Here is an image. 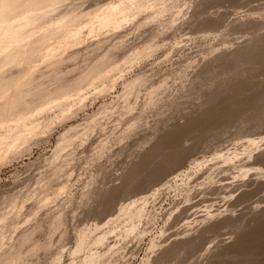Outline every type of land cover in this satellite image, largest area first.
Returning a JSON list of instances; mask_svg holds the SVG:
<instances>
[{
  "label": "rangeland",
  "instance_id": "374dc122",
  "mask_svg": "<svg viewBox=\"0 0 264 264\" xmlns=\"http://www.w3.org/2000/svg\"><path fill=\"white\" fill-rule=\"evenodd\" d=\"M121 1L27 10L34 30H82L60 63L37 54L34 85L104 69L2 158L0 264H264V0ZM110 5L128 12L94 29Z\"/></svg>",
  "mask_w": 264,
  "mask_h": 264
},
{
  "label": "bare ground",
  "instance_id": "6f19581e",
  "mask_svg": "<svg viewBox=\"0 0 264 264\" xmlns=\"http://www.w3.org/2000/svg\"><path fill=\"white\" fill-rule=\"evenodd\" d=\"M42 0H0V64L1 65H9V63H14L16 67H18V72L17 71H14L13 73L12 72H8V73H5V75H3L4 71L1 70L2 67L4 66H0V162L2 161V158L4 160V157L6 156L7 157V154L11 153L13 151H16V153H18V150H19V146L18 145V142L21 144V142L23 141L24 139V131L28 130V131H35V127H31V119L34 115H36V113L39 111L41 112V110H44L46 107H49V105L54 102L55 100V103L57 102V100H59V97L60 99L61 98H66L64 96H69L71 93H76L74 92L80 85H82V81H84L83 79H87L89 78V80L91 81L95 74L98 73V72H102L103 71V63H101V65L99 64V62L97 63V65L99 64L100 66L98 68L97 65H95L94 67L98 70L95 72V68H94V71L93 69H91V71H93L92 73L89 72L92 76V78L90 79L91 76L87 78L86 75H84L83 77L81 76L76 78L78 79L77 82H76V79H75V82L73 80L72 83H69V88L65 87V86H68V84L63 85L58 89L54 88V91L55 90H58L59 92L57 93H53V89L49 90V89H45L43 86L41 85H37L38 81H37V78H35L34 76H32V73L34 72V74L36 73L35 71H37V65H36V61L35 60V57H38L37 54L40 55V53H43V50L45 48V50H49V52H45V54L49 53V54H54L52 55L53 57H56L58 59H56V61L58 63L59 62V57L57 56H60V58L63 56L64 53L60 54V55H57L59 52L58 50L60 49L61 50V47H63V49H65L68 44L70 43H67V40L68 38L70 39V37L72 36L75 37L77 35H79L81 32H79L81 29L79 27V24L77 25H74L76 26V29L75 27H71V29L69 30V27H70V23H71V20L70 22H68L69 24H66L64 26V24H62L61 26L60 25H57V26H54L52 28H48V29H40V31L38 32L37 30H34L31 26H27V22H28V11H32V10H38L40 9L41 7L44 8V6H47L49 4L52 5V3L54 4V0H51L52 3H50V0H44L43 2H47L49 4H45V3H40L41 7L36 5V3L38 2H41ZM49 1V2H48ZM121 1V0H120ZM128 2H126V4L128 5L129 1L130 0H126ZM137 1V0H136ZM122 2V1H121ZM132 2V1H130ZM124 3V2H122ZM149 3V2H148ZM44 4V5H42ZM119 4V3H118ZM117 4V5H118ZM131 4V3H130ZM146 4V3H145ZM122 4H120V8H122L121 6ZM125 4H123L124 6ZM125 5L124 8L126 9L128 6ZM127 6V7H126ZM132 5H130V7H128V11H129V8H131ZM145 6V5H144ZM50 7V6H49ZM118 6H113V5H110L108 6V8L105 10V9H102L104 11H102V13H95L94 15L96 16L97 14V18H99L98 20V23H95L97 22L96 21H92L94 20L93 19H90L89 22L92 21L91 24H93L94 26L98 24V27L99 29H102V28H105L106 26H113L114 27V23H113V20H115L116 18H121V15L124 13V16L125 17V14L126 12L128 11H124V9H120ZM142 7V5L140 6ZM139 7V8H140ZM146 7V6H145ZM28 10V11H27ZM123 11V12H122ZM101 12V11H100ZM122 12V14H121ZM38 17V16H36ZM40 17V16H39ZM38 17V18H39ZM74 17V16H73ZM78 17V16H76ZM35 18V17H34ZM37 18V19H38ZM75 18V17H74ZM119 18V19H120ZM75 19H78V18H75ZM72 18V20H75ZM122 19V18H121ZM34 20V19H33ZM100 24V25H99ZM63 26V27H62ZM96 26L95 28L91 26V28L93 29H96ZM45 27V26H44ZM47 27V26H46ZM68 30H63V33H66V35L62 38L61 40V35H59L61 32L59 31L61 28L62 29H65V28ZM60 28V29H59ZM78 28L80 29L78 31ZM91 28L89 26V29L91 31ZM117 28V27H116ZM74 29V30H73ZM98 29V30H99ZM43 31V33H41ZM82 31V30H81ZM96 30H92V32H94ZM39 33H41L39 35ZM45 33V34H44ZM58 33V34H57ZM58 35H59V38H58ZM64 35V34H63ZM81 35V34H80ZM56 36V37H55ZM79 38V36H77ZM55 38V39H54ZM57 38V40H56ZM92 38L93 37H89ZM51 39L52 41H54V44L56 43L55 41H58L59 44L53 46L51 43ZM60 39V40H59ZM94 39V38H93ZM49 42V43H48ZM67 46H65V43ZM76 42V41H74ZM46 43H48V45H46ZM63 45V46H62ZM71 45H73V41L71 43ZM51 46H53L51 48ZM62 49V50H63ZM68 49V48H67ZM59 50V51H60ZM57 54H56V53ZM63 52V51H62ZM61 53V52H60ZM49 54H47L48 58L50 59V56ZM62 55V56H61ZM46 56V57H47ZM66 56V55H65ZM51 58L50 59V62L52 63L55 59L54 58ZM66 58V57H65ZM46 59V58H44ZM62 59V58H61ZM53 60V61H52ZM63 60V59H62ZM36 61V62H35ZM56 61H54L55 63H57ZM35 62V63H34ZM52 63V64H55V63ZM35 64V66H34ZM13 65V64H12ZM14 66H12L14 68ZM11 68V67H10ZM9 68V69H10ZM36 68V69H35ZM12 69V68H11ZM34 70V71H33ZM8 71V70H7ZM5 71V72H7ZM3 72V73H1ZM17 72V73H16ZM38 72V71H37ZM12 73V74H10ZM8 74V75H7ZM10 74V75H9ZM37 74V73H36ZM7 75V76H6ZM29 76V77H28ZM31 76V77H30ZM86 76V77H85ZM29 78V80H28ZM32 78H34L32 80ZM80 78V79H79ZM27 79V81H26ZM35 79H36V85L35 84ZM81 80V81H80ZM39 82L41 83V81L39 80ZM33 83V85L31 86V84ZM36 86V88H34ZM41 86V87H40ZM25 87V88H24ZM26 87H28L26 89ZM40 90H38V88ZM62 88V89H61ZM36 89V90H35ZM41 89H45V90H42ZM66 89V90H65ZM38 90V92L41 91V93H37L36 91ZM61 90V92H60ZM64 90V91H63ZM79 90V89H78ZM76 90V91H78ZM71 91V92H70ZM69 93V95H67ZM73 95V94H71ZM30 96H32V98H30ZM54 103H52L51 105H53ZM50 105V106H51ZM44 108V109H43ZM41 109V110H40ZM36 112V113H35ZM42 113V112H41ZM66 115V114H65ZM40 117V116H39ZM46 117V116H45ZM36 119V118H35ZM44 119V118H43ZM40 121V120H39ZM38 122V121H37ZM37 124V123H36ZM6 127H8V131L9 133H5L3 132V128H5L6 130ZM39 128V127H38ZM37 130V128H36ZM27 131V132H28ZM7 132V131H6ZM26 133V132H25ZM39 137H37L38 139ZM36 139V138H35ZM34 139V140H35ZM21 141V142H20ZM27 141V140H26ZM246 141V140H245ZM25 140L23 141V144H24ZM26 143V142H25ZM29 143V142H28ZM246 143V142H245ZM17 144V146H16ZM22 144V145H23ZM21 145V146H22ZM27 146L29 144H26ZM245 145V144H244ZM25 146V147H27ZM15 147H17L16 149L17 150H13L15 149ZM23 147V146H22ZM21 148V147H20ZM24 149L21 148L19 150L22 151ZM13 150V151H12ZM11 151V152H10ZM15 152H13V155L16 154ZM223 155V154H222ZM221 155V156H222ZM225 155V154H224ZM231 156V155H230ZM5 157V158H6ZM226 160V159H225ZM5 161V160H4ZM200 163V162H199ZM259 181V180H258ZM260 182V181H259ZM141 193V192H140ZM146 193V192H145ZM144 192L142 194H145ZM139 194V193H138ZM149 195L153 196L154 197V194L152 193V191H148V193H146V195L142 196L141 198L137 199V198H134L132 199L133 201H140V200H149L150 201V197ZM139 196V195H138ZM136 197V196H135ZM131 199V198H130ZM129 199V200H130ZM152 199V198H151ZM243 199V198H242ZM155 200V199H154ZM244 200V199H243ZM242 200V201H243ZM245 201V200H244ZM126 203V202H125ZM129 204V203H128ZM127 204V205H128ZM131 204V203H130ZM193 205V204H192ZM195 206V205H194ZM219 206V205H218ZM217 206V207H218ZM191 207V205H190ZM149 208V207H148ZM186 208V207H185ZM189 208V207H188ZM220 208V207H218ZM135 209V208H134ZM195 209H197V207H195ZM216 209V207L214 208ZM224 209V208H223ZM170 210V209H169ZM185 210H188V209H185ZM222 211V209H220ZM219 210V212H220ZM123 211V210H121ZM195 211V210H194ZM197 211V210H196ZM216 211V210H215ZM143 212V211H142ZM190 212V211H189ZM224 212V211H223ZM221 212V213H223ZM118 213V212H117ZM209 213V212H208ZM215 213V212H213ZM218 213V212H217ZM219 213V214H221ZM175 214V213H174ZM180 214V213H178ZM178 214H176L177 216H179ZM188 214V212H187ZM211 214V213H210ZM142 215V214H141ZM150 215V214H149ZM181 215V214H180ZM196 215V214H195ZM208 215V214H207ZM133 216V215H132ZM168 216V215H167ZM184 216V215H182ZM206 216V214H205ZM212 216V215H211ZM215 216V215H213ZM136 216H133L132 219L134 221V218ZM169 217V216H168ZM176 217V216H175ZM216 217V216H215ZM213 217V218H215ZM220 217V216H219ZM140 218V217H139ZM196 218V217H195ZM201 218H203L201 216ZM205 218V217H204ZM210 218V216H209ZM106 219V218H104ZM103 219V220H104ZM143 219V218H142ZM151 219V218H150ZM168 219V218H167ZM171 219V218H170ZM173 219V218H172ZM171 219V221H172ZM175 219V218H174ZM216 219V218H215ZM147 220V219H146ZM154 220V219H153ZM178 220V219H177ZM194 220H197V219H194ZM193 220V221H194ZM202 220V219H201ZM201 220H197V221H201ZM213 220V219H211ZM122 221V220H121ZM133 221L130 223L131 226L130 228L134 227V223ZM149 221V220H148ZM151 221V220H150ZM192 221V220H191ZM196 221V222H197ZM208 221V220H207ZM104 222V221H103ZM153 222V221H151ZM150 222V223H151ZM168 222V221H167ZM179 222V221H176V223ZM185 222V221H183ZM187 222H190V221H187ZM210 222V221H209ZM212 222V221H211ZM210 222V223H211ZM216 224H217V221H215ZM214 222V223H215ZM1 223V222H0ZM138 223V222H137ZM148 223V222H146ZM173 223H174V220H173ZM186 223V222H185ZM191 223V222H190ZM189 223V224H190ZM204 223H205V220H204ZM202 223V224H204ZM208 223V222H207ZM213 223V222H212ZM227 223V222H226ZM152 224V223H151ZM169 224V223H168ZM172 224V223H170ZM175 224V223H174ZM169 225V226H176V225ZM181 224V223H180ZM188 224V223H187ZM121 225V224H120ZM167 225V224H165ZM186 225V224H185ZM193 225V223H192ZM191 225V226H192ZM196 225V224H194ZM200 225V224H199ZM223 225V224H222ZM184 226V225H183ZM190 226V225H189ZM204 226V225H202ZM205 226H207L205 224ZM209 226V225H208ZM211 226V224H210ZM209 226V227H210ZM226 226V224H225ZM224 226V227H225ZM193 227V226H192ZM218 227V226H217ZM223 227V226H222ZM121 228V227H119ZM123 228V227H122ZM130 228H129V231H130ZM145 228H149L148 226H145ZM133 230V229H131ZM118 231V230H117ZM116 231V232H117ZM124 232V230H122ZM118 233V232H117ZM129 233V232H128ZM131 233V232H130ZM147 233V232H146ZM31 234V233H30ZM127 234V233H126ZM133 234V233H132ZM122 235V234H121ZM143 235L145 236V233H143ZM24 236V235H23ZM27 236V235H25ZM30 236V235H29ZM120 236V235H119ZM126 236V235H125ZM117 237V236H116ZM138 237V236H137ZM142 237V236H141ZM30 238V237H29ZM111 238V237H110ZM133 238V237H132ZM120 239V237L118 238L117 237V240ZM131 239V238H130ZM110 240V239H109ZM136 240V239H135ZM139 240V239H138ZM127 242V241H126ZM155 242V241H153ZM157 243V242H156ZM101 244V243H100ZM152 245L155 243H151ZM151 245V246H152ZM156 246V245H155ZM154 247V246H153ZM97 264V262L95 263Z\"/></svg>",
  "mask_w": 264,
  "mask_h": 264
}]
</instances>
